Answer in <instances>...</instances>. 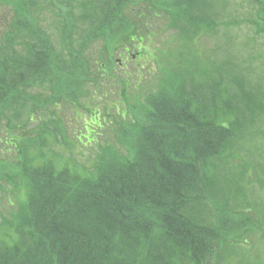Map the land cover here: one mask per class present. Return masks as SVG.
<instances>
[{"label": "trees", "instance_id": "16d2710c", "mask_svg": "<svg viewBox=\"0 0 264 264\" xmlns=\"http://www.w3.org/2000/svg\"><path fill=\"white\" fill-rule=\"evenodd\" d=\"M141 1L151 8L138 17L163 14L179 35L158 59L126 15ZM72 2L0 0L12 11L0 34V181L19 204L2 228L0 264H208L221 232L214 220L238 213L214 214L217 161L243 132L245 113L263 107L229 67L212 77L194 44L216 33L205 26L212 0H101L89 15L97 56L83 55L89 44L68 45L66 60L43 38L35 10L71 14ZM119 50L131 64H119ZM97 92L110 105L88 119L106 134L87 137L66 125L60 106Z\"/></svg>", "mask_w": 264, "mask_h": 264}, {"label": "rangeland", "instance_id": "374dc122", "mask_svg": "<svg viewBox=\"0 0 264 264\" xmlns=\"http://www.w3.org/2000/svg\"><path fill=\"white\" fill-rule=\"evenodd\" d=\"M211 3L212 5L207 10V13H209L212 17L214 16L215 19L217 17L218 21L224 20L222 22L227 21L231 24L228 27L224 26V28H222L223 26L219 28L217 27L216 34L203 35L202 39H196L194 44L198 48V51L200 50L203 52L200 54L204 55V58L208 57L209 64L212 62L214 67L218 65L220 66L224 61H229L231 66H233L232 72L237 74L239 78L245 79L243 81L244 83L249 81L247 86H245L248 89H253V91L258 90V96L264 104V33L259 35L256 34L252 24L249 23L248 20L247 22L249 24L246 22V19L253 17V11L258 8L257 3L254 2L252 4L251 1L248 0H212ZM135 11L133 15L138 12L137 9ZM75 12L78 13V10ZM196 12L199 16H201V11L198 10V8ZM38 13L41 14L40 11H38ZM7 14H10V9L8 10V7L0 4V33L2 32V27H4L7 22ZM39 14H36L39 20L37 26H40L48 36H51V44L57 51L64 53L63 56L65 58L68 52L64 51L65 42L62 39L60 32L62 18L53 15L51 12H46L42 14V16ZM129 16L132 18L131 15ZM261 17L264 18V14H262ZM234 18L241 20L242 24L240 25L238 21H234ZM231 20L234 22L232 23ZM260 24L264 23L260 21ZM150 25L151 31L153 32L150 35L153 37L150 40H147V46H149V51L153 50V53H155L158 59V53H162L160 50L163 48V45L159 44L165 43L167 37L169 38L168 41H172V38L179 35L166 26V18H156ZM138 26H143V24L139 23ZM82 29V25H78L76 28V33L73 37V41L75 43L76 40H79L82 36ZM139 32L141 34L145 33V31ZM137 37L139 39L141 36ZM154 40L157 42H154ZM99 47L100 44H94L91 48L94 50ZM166 55L171 56L167 52ZM165 57V55L162 56L163 62ZM140 63L145 65L146 71L148 69V65L143 61ZM138 68H140V66ZM156 76H153V74L147 75L146 80H149L148 83L152 82ZM100 95L101 94L97 92L95 97H93L92 94L91 96L84 97L81 100H83V103L87 106H91V108H94L95 105H97L101 109L105 110L104 105L107 106L110 105V103L100 98ZM109 112L112 114V111L109 110ZM82 114L85 115L86 111ZM243 123L244 128L252 125V123H249V120H244ZM254 123H257L264 129V109L262 112L256 114V121ZM254 128L257 129L256 127ZM255 137L256 136L242 137L237 143V146L234 147L233 155H227L224 157V160L221 161L217 167L219 170V172H217L219 179H226L225 185L235 188L239 187L241 190V193H238L239 197H235L238 198V200H233V203L241 202V194H255V184L264 188V181L262 182L264 178V141L261 143L259 139H253ZM86 149H89V147ZM243 157H249L250 161ZM227 165L229 166L228 169L224 170ZM240 165H242L241 169L245 170L249 177H246V175L244 179L240 177L237 173L240 171L238 169ZM223 170L224 172H222ZM260 171H262L263 174H259ZM2 180L0 181V223L2 222V217L9 218V213L14 211L17 207H10L8 204V201L15 195L11 192L10 185L8 183H3ZM245 209L253 216H260L262 214L260 207L250 200L245 203ZM249 228H255L253 221ZM238 246L243 252L246 261L250 264H264V238L255 239L254 237H246L238 243ZM237 261L238 257L235 255H232L229 258L230 264H235Z\"/></svg>", "mask_w": 264, "mask_h": 264}]
</instances>
